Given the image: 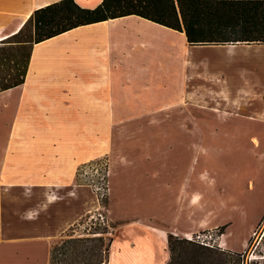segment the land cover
I'll return each mask as SVG.
<instances>
[{
  "label": "crops",
  "instance_id": "obj_1",
  "mask_svg": "<svg viewBox=\"0 0 264 264\" xmlns=\"http://www.w3.org/2000/svg\"><path fill=\"white\" fill-rule=\"evenodd\" d=\"M55 1L0 0V45ZM75 1L92 8L102 0ZM246 1L207 3L217 17L264 20V3ZM192 132L200 184H238L232 145L263 160L264 43L191 45L134 14L35 43L25 81L0 91V264H49L52 243L100 210L76 176L101 156L110 166L107 216L117 224L109 263L166 264L168 233L205 226L186 212Z\"/></svg>",
  "mask_w": 264,
  "mask_h": 264
},
{
  "label": "trees",
  "instance_id": "obj_2",
  "mask_svg": "<svg viewBox=\"0 0 264 264\" xmlns=\"http://www.w3.org/2000/svg\"><path fill=\"white\" fill-rule=\"evenodd\" d=\"M246 2L263 4L264 0ZM208 8L207 0H102L92 8L81 6L75 0L49 3L35 9L18 32L2 41L5 44L0 45V91L25 81L35 43L81 25L131 14L183 32L191 45L264 43V20L217 17L220 16L217 9L213 5ZM5 64L7 67L3 68ZM107 201L106 198L102 202L105 207ZM90 226H94L90 235L68 234L54 243L49 264H110L114 230L109 229H115L116 224L108 218L101 225L99 218L91 217ZM227 226L216 228L218 234L225 233ZM108 232L112 234L110 237L104 235ZM168 249L170 257L166 264H242V252L215 249L173 233H168ZM231 253L234 256H230Z\"/></svg>",
  "mask_w": 264,
  "mask_h": 264
},
{
  "label": "rangeland",
  "instance_id": "obj_3",
  "mask_svg": "<svg viewBox=\"0 0 264 264\" xmlns=\"http://www.w3.org/2000/svg\"><path fill=\"white\" fill-rule=\"evenodd\" d=\"M1 67V66H0ZM7 64L3 66L6 68ZM192 126L196 127V123H191ZM210 142H208V145ZM191 174L192 179L190 185L185 184V196L190 198V206L186 210L188 215L195 218H199L204 222L203 228L193 234L187 236H179L186 239H194L197 235L201 240L209 243V247H213L219 250H231L232 252H242L241 256L242 264H264V158L261 161L253 159V153L251 150L240 148L237 145H232V154L230 155L231 161L235 169L232 170L234 176L237 177V185H222L214 186L206 183L203 178L202 184L199 182L198 175V162H199V138L197 133L192 132L191 140ZM248 148L252 149L249 142H246ZM105 161H108L107 156H101ZM79 168V167H78ZM78 171V170H77ZM224 171V170H223ZM226 171H224V174ZM77 181L85 182L82 176H76ZM109 193L110 194L111 181H110V166H109ZM205 180V181H204ZM251 180V181H250ZM249 181V182H248ZM253 182V183H252ZM190 189V192L188 191ZM233 190L234 202H233V213L232 220L233 224L230 227V234L228 233V240L231 241L233 249L226 247L227 244L223 245V235H219L216 228L230 224V221L224 216L226 212L230 210L231 197L229 192ZM96 195V194H95ZM97 197V196H96ZM192 206V207H191ZM107 209V207H106ZM106 209H100L107 214ZM90 218L83 220V223L73 226V229L67 231V233L55 240L52 245L62 238L68 237V234H74L75 236L90 235V231H94V226H90L91 217L96 218V213H90ZM87 215V216H88ZM84 217V218H87ZM83 218V219H84ZM214 219V223L210 224ZM100 224H105L101 222ZM116 224V223H115ZM117 226V224H116ZM110 231L116 229H109ZM97 235L100 233H96ZM95 235V234H94ZM105 236H111L110 232L105 233ZM249 236L247 245L245 244L246 236ZM230 256H234L232 253Z\"/></svg>",
  "mask_w": 264,
  "mask_h": 264
},
{
  "label": "built area",
  "instance_id": "obj_4",
  "mask_svg": "<svg viewBox=\"0 0 264 264\" xmlns=\"http://www.w3.org/2000/svg\"><path fill=\"white\" fill-rule=\"evenodd\" d=\"M78 175L83 177L84 183L90 185L96 194L98 200L101 202L100 209H106L102 202L107 198L109 193V163L102 157H98L82 163L78 168ZM96 218H99L101 222L108 221V216L103 211H98ZM198 241L202 244L208 245L204 240L199 238L191 239Z\"/></svg>",
  "mask_w": 264,
  "mask_h": 264
},
{
  "label": "bare ground",
  "instance_id": "obj_5",
  "mask_svg": "<svg viewBox=\"0 0 264 264\" xmlns=\"http://www.w3.org/2000/svg\"><path fill=\"white\" fill-rule=\"evenodd\" d=\"M223 245L227 244V240H228V234L227 235H224L223 237Z\"/></svg>",
  "mask_w": 264,
  "mask_h": 264
}]
</instances>
